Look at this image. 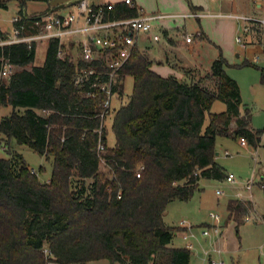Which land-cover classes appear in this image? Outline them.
Segmentation results:
<instances>
[{"label": "trees", "instance_id": "obj_1", "mask_svg": "<svg viewBox=\"0 0 264 264\" xmlns=\"http://www.w3.org/2000/svg\"><path fill=\"white\" fill-rule=\"evenodd\" d=\"M8 1L0 0V8ZM18 1L23 9L29 0ZM138 15L137 5L121 2L108 18ZM252 30L261 42L260 30ZM253 40L245 35L247 45ZM43 44V63L30 69L37 43L0 47V57L16 66L8 80H0V105L12 109L0 119V133L52 159L51 177L42 183L21 154L0 157V264H189V249L171 246L175 228L164 221L168 204L188 201L201 179H226L215 159L217 137L243 138L256 148L264 132L250 127L251 112L226 73V60L220 55L203 76L186 70L189 81L178 80L157 74L135 49L122 70L123 80H133L132 91L126 95L120 85L119 108L107 128L112 147L103 132L106 177L99 171L95 131L104 96L91 98L75 84L77 68L88 65L80 48L70 52L58 39ZM215 101L225 110L212 112ZM251 206L250 200H229L227 221L238 229Z\"/></svg>", "mask_w": 264, "mask_h": 264}, {"label": "rangeland", "instance_id": "obj_2", "mask_svg": "<svg viewBox=\"0 0 264 264\" xmlns=\"http://www.w3.org/2000/svg\"><path fill=\"white\" fill-rule=\"evenodd\" d=\"M54 1L29 0L23 9L27 15L39 14L52 10ZM192 1L203 5L209 12L226 11L228 8L217 0ZM140 2L148 14L155 12L170 15L187 12L191 9L187 0H141ZM252 9L253 6L250 3L235 6V11H242L255 17H264V1L263 8L258 14H251ZM21 10L22 7L18 0H9L5 8H0V28L11 33L13 27L11 19L19 15ZM53 13L55 15H68L77 14L78 11L76 5H71L55 9ZM164 21L166 24L160 21L154 22L156 28L162 27L159 42H149L144 35L140 37L138 50L148 58V52L146 50L142 52V50L145 47L149 48L148 59L151 62L152 70L157 69L161 73L165 72L166 76L173 75L178 80L189 81L185 70L196 69V72L203 76L207 70H210L213 60L222 55L227 62L226 73L238 83L242 103L251 112V126L254 129H264V52L258 45L260 40L255 37L254 31L251 32L254 39L253 44H248L242 48L235 42V46L229 48L225 44V46L221 45L220 41L228 40L229 42L230 19L171 18V20ZM165 30L168 32V36L163 34ZM236 30L238 33L232 34L233 39L236 34H242L239 26ZM199 31L202 32L201 36H198ZM185 33L192 35L193 43L191 45L185 44ZM69 39L79 40L81 37L70 35ZM169 39L174 42L173 47L170 45ZM255 47L259 49L256 48L255 50ZM45 48V44L42 42L37 43L35 59L27 66L28 69L43 63ZM243 49H248V52H243ZM68 51L71 52V49ZM257 56H259V60L256 61ZM122 82L124 92L129 95L132 91V78L125 77ZM126 95L122 97L123 103L127 100ZM116 98L112 100L111 115L106 119L107 128L111 125L115 108H119L120 103ZM11 110L10 106L0 105V119L9 115ZM211 110L215 113L222 112L225 110V104L215 101ZM207 122L208 117H206L205 124ZM106 130L108 131V136L105 134L107 145L112 147L115 141L114 135L112 130ZM9 151L21 154L28 168L34 169L40 182L49 181L52 173L51 158L46 160L28 146L20 145L14 139L8 140L0 133V157H8ZM215 153L216 161L224 168L226 175H233L234 181L201 179L199 189L188 201L174 200L168 204L164 221L167 225L175 228L173 243L178 246L186 244V241L182 239L183 230L178 229L179 223L185 221L187 225L192 226L191 231L194 234V237L189 239V242L193 244V248L189 249V264H208V257L216 262L222 261L223 264H264V224L262 221L264 214V132L261 135L260 144L256 148L247 144L241 145L240 139L217 137ZM99 163V171L109 177L111 174H109L107 164L100 161ZM249 181L252 183L250 187L247 186ZM89 183L90 180H86V184ZM231 199H250L254 203V208L251 206L238 229L235 228L233 220L227 221V204ZM210 214L220 217L221 235L219 237L201 234L204 227L213 223ZM47 264L53 263L48 262ZM88 264L113 263L101 259L91 261Z\"/></svg>", "mask_w": 264, "mask_h": 264}, {"label": "built area", "instance_id": "obj_3", "mask_svg": "<svg viewBox=\"0 0 264 264\" xmlns=\"http://www.w3.org/2000/svg\"><path fill=\"white\" fill-rule=\"evenodd\" d=\"M217 1L234 2L235 0ZM258 1L261 2V5L264 0ZM124 3L129 6L134 5L132 0H124ZM76 7L78 13L68 15H55L53 13L55 9H53L31 16L27 15L25 10L22 9L19 15L11 19L12 31L11 33L4 32L5 37L0 39V47L14 43H46L50 39H58L59 43L64 44L68 49L72 46L80 48L81 60L88 65L77 68L75 84L79 88H86V95L91 98H96L98 94L104 96L100 113L97 115L99 126L95 130L98 134L96 154L99 161L104 163L105 144L102 139L103 132L107 129L106 119L111 115L113 110L112 100L117 97V91L120 85L123 84L122 81H124L122 70L131 59L133 51L138 49L141 35H144L149 41L158 42L161 40V34L159 27L156 28L154 25L155 21L167 17L198 19L210 15L194 9L181 15H147L139 9L138 16L110 19L108 15L115 10V3L108 2L92 6L88 0H78ZM223 16L234 19L240 27L242 34L236 37V42L242 48L247 45L245 35H251L252 27L257 26L261 34V43H258V45L264 52V17H255L239 11L226 13ZM70 35L80 36L81 39L68 40ZM184 38L185 43L190 45L193 43L191 34H187ZM58 55L62 57L63 53L59 51ZM255 60H259V56ZM15 70L16 66L8 58L0 57V80H8ZM240 144L246 145L243 138L240 139ZM142 169L143 167L138 169L136 177H140ZM31 172L35 173L34 169H31ZM226 180L233 182V175L228 174ZM251 184V181H249L247 186L250 187ZM217 193H220V191H217ZM210 217L213 223L204 227L201 234L203 236L219 237L221 235L220 217L215 214H210ZM179 227L183 228L182 239L186 241L185 246L192 249L193 244L189 242V239L194 237L191 231L192 226L187 225L185 221H181ZM43 253L46 257L51 256L47 248L43 249ZM206 255L209 256L207 253ZM208 264H223V262H216L208 257Z\"/></svg>", "mask_w": 264, "mask_h": 264}, {"label": "crops", "instance_id": "obj_4", "mask_svg": "<svg viewBox=\"0 0 264 264\" xmlns=\"http://www.w3.org/2000/svg\"><path fill=\"white\" fill-rule=\"evenodd\" d=\"M77 1L78 0H55L54 2H53V9H56L57 7H60L61 5L62 6H65V7H68V6H71V5H76V3H77ZM89 1V3L92 5V6H97V5H100V4H103V3H108V2H111V3H121V2H124V0H98V1H95V0H88ZM133 1V3L135 4V5H137L138 7H139V9L141 10V12L143 13V14H147V15H153V14H159V13H152V14H148V13H146L145 12V10H144V8L142 7V4H141V0H132ZM188 1V3H189V5H190V7H191V9L189 10V11H187V12H183V13H177V14H170V15H167V16H171V15H181V14H186V13H189L192 9H194V10H196V11H200V12H202V13H205V14H208V15H210V16H204V17H202V19L203 18H207V19H211V18H213V19H215V18H217V19H230L231 20V26H229V35H228V37H229V42H228V40L227 41H225V42H222V41H220V44L221 45H223V46H227V47H234L235 46V42H236V37L238 36V34H236V36H235V38L233 39L232 38V34L233 33H238L237 31L238 30H236L237 29V27H238V24H237V22L234 20V19H232V18H228V17H225V16H223L224 14H226V13H231V12H236L235 11V6H240V5H242V4H244V3H250V4H252V6H253V11L251 12V14H253V15H255L256 13L258 14V12L259 11H261V9L263 8V3L260 5V1H258V0H235L234 2H231V1H224V2H222V5H226V6H228V8H227V10L226 11H223V10H220V11H218V12H209L208 10H207V8H205L203 5H201V4H199V3H193V1L192 0H187ZM256 1V2H255ZM64 8V7H63ZM52 9V10H53ZM221 9V8H220ZM239 12H242V11H239ZM160 15V14H159ZM161 15H166V14H161ZM32 16V15H31ZM172 19H174V18H172ZM178 19H180V18H178ZM201 18H198V19H196V20H200ZM164 20H171V17H167V18H164V19H161V20H159L161 23H164V24H166V21H164ZM162 21H164V22H162ZM160 23V24H161ZM159 27V30L161 31V26H158ZM0 30H2L1 28H0ZM3 32H6V31H4V30H2ZM204 33V32H203ZM187 33H185V35H186ZM198 34H199V36H201L202 35V32L201 31H199L198 32ZM185 35H184V37H185ZM149 42H152V41H149ZM159 42V41H158ZM169 43H170V45H172V47H173V44H174V42L172 41V39L171 40H169ZM185 44H187V43H185ZM225 44V45H224ZM139 45H140V43H138V48H139ZM187 45H190V44H187ZM236 46H238L237 44H236ZM70 48V47H69ZM254 48V47H253ZM256 48L257 49H259L258 47H255V50H256ZM147 51L148 52V58H149V48L148 47H145L144 48V50H142V52L143 51ZM244 51L243 52H245V53H247L248 52V49L246 50V49H243ZM237 55H240V53H237ZM225 59V58H224ZM226 60V59H225ZM152 68V67H151ZM153 69V68H152ZM199 69V68H198ZM153 71H155V72H157L158 74H160L161 76H166L167 74L164 72V73H161V72H159V70H157V69H154ZM186 71V70H185ZM210 70H207L206 72H209ZM241 94V93H240ZM233 125V124H232ZM233 127V126H232ZM250 127L252 128V129H254L252 126H251V124H250ZM246 200H250V199H246ZM250 202H251V204H252V206H253V208H254V203L250 200ZM252 208V209H253ZM171 246L172 247H185V245H181V246H178V245H176V244H174L173 243V241H172V244H171Z\"/></svg>", "mask_w": 264, "mask_h": 264}, {"label": "water", "instance_id": "obj_5", "mask_svg": "<svg viewBox=\"0 0 264 264\" xmlns=\"http://www.w3.org/2000/svg\"><path fill=\"white\" fill-rule=\"evenodd\" d=\"M63 7H65V6H62V5H61L60 7H57L56 9H58V8H63Z\"/></svg>", "mask_w": 264, "mask_h": 264}]
</instances>
